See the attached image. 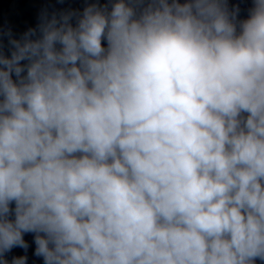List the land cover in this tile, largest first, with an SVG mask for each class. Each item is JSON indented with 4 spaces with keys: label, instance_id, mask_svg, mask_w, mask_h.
Masks as SVG:
<instances>
[{
    "label": "clouds",
    "instance_id": "9594fccd",
    "mask_svg": "<svg viewBox=\"0 0 264 264\" xmlns=\"http://www.w3.org/2000/svg\"><path fill=\"white\" fill-rule=\"evenodd\" d=\"M239 11L109 0L0 30V264L27 233L44 264H264V0Z\"/></svg>",
    "mask_w": 264,
    "mask_h": 264
}]
</instances>
